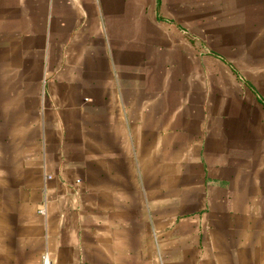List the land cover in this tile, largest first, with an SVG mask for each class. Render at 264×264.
Listing matches in <instances>:
<instances>
[{
  "label": "crops",
  "instance_id": "1",
  "mask_svg": "<svg viewBox=\"0 0 264 264\" xmlns=\"http://www.w3.org/2000/svg\"><path fill=\"white\" fill-rule=\"evenodd\" d=\"M174 1L0 0V264H264V0Z\"/></svg>",
  "mask_w": 264,
  "mask_h": 264
},
{
  "label": "rangeland",
  "instance_id": "2",
  "mask_svg": "<svg viewBox=\"0 0 264 264\" xmlns=\"http://www.w3.org/2000/svg\"><path fill=\"white\" fill-rule=\"evenodd\" d=\"M186 8V9H183ZM203 8L206 9L205 6L200 5V0H190L187 3L183 4L182 0H177L174 2H170V14L172 15H187V21L193 26V28L198 31L199 29V20L200 13L203 12ZM183 9V10H182ZM214 13V10L212 11ZM184 23V21H182Z\"/></svg>",
  "mask_w": 264,
  "mask_h": 264
},
{
  "label": "built area",
  "instance_id": "3",
  "mask_svg": "<svg viewBox=\"0 0 264 264\" xmlns=\"http://www.w3.org/2000/svg\"><path fill=\"white\" fill-rule=\"evenodd\" d=\"M42 264H51L50 260L47 257V255H43L42 256Z\"/></svg>",
  "mask_w": 264,
  "mask_h": 264
}]
</instances>
